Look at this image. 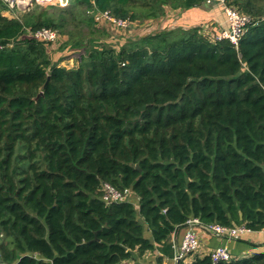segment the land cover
<instances>
[{
	"label": "trees",
	"instance_id": "trees-1",
	"mask_svg": "<svg viewBox=\"0 0 264 264\" xmlns=\"http://www.w3.org/2000/svg\"><path fill=\"white\" fill-rule=\"evenodd\" d=\"M228 1L253 19L237 48L213 39L216 23L208 37L172 19V30L119 46L62 44L60 57L33 33L74 14L92 26L97 11L140 22L210 4L33 0L7 17L0 1V263L172 258L173 234L192 218L264 227V0ZM105 182L131 200L105 202ZM247 244L250 256L216 264H264V242ZM193 255L177 264H213Z\"/></svg>",
	"mask_w": 264,
	"mask_h": 264
},
{
	"label": "built area",
	"instance_id": "built-area-1",
	"mask_svg": "<svg viewBox=\"0 0 264 264\" xmlns=\"http://www.w3.org/2000/svg\"><path fill=\"white\" fill-rule=\"evenodd\" d=\"M7 6L4 15L6 13H10L12 17H15L17 12L25 11L30 6L33 5V0H0ZM40 3L45 0H35ZM205 4L216 5L222 16H223V27L218 29V32L213 36L215 41L227 40L229 41L235 48L238 46V42L243 35L244 31L248 27V25L253 24V19L242 12H240L235 6L230 4L228 0H204ZM60 5H65L61 2ZM95 16V20H103L111 25L117 27V29H124L130 25L129 19H121L114 17L108 10L102 12L93 13V19ZM33 35L36 38H42L47 41L55 42L57 39L56 31L49 28H40L36 30ZM130 195V191L128 189L118 190L113 185L105 182L102 184V199L105 202H123L129 201L128 197ZM196 224L203 228L206 232L219 237L224 240H237L243 234L253 232L251 229L247 228L245 225H239L235 227L223 226L219 223L212 222L208 224L201 223L198 219L192 218L188 219L186 222L187 227L183 231L181 241L179 245L175 248L173 259L176 260H184L189 255H192L197 252L199 246V238L196 231L192 226ZM259 232L264 234V227L259 230ZM211 262L213 264L219 262H228L230 261L231 255L228 248L225 245H220L214 247L210 252ZM140 264V263H136Z\"/></svg>",
	"mask_w": 264,
	"mask_h": 264
},
{
	"label": "rangeland",
	"instance_id": "rangeland-1",
	"mask_svg": "<svg viewBox=\"0 0 264 264\" xmlns=\"http://www.w3.org/2000/svg\"><path fill=\"white\" fill-rule=\"evenodd\" d=\"M64 0H45L43 2H40L38 4L42 6L47 5H57L61 7L60 3ZM68 3V0H65V5ZM33 6V5H32ZM30 6L25 11H28L32 8ZM64 6V5H63ZM102 12V11H97ZM86 13L89 15L90 12ZM85 13V14H86ZM86 14V15H87ZM12 16V15H10ZM79 15L74 14V18L71 22L65 23L62 30H56L58 34V39L55 41L54 44H52V49H55L56 52L54 53V56L60 57L63 56V52L60 49V46L62 44H70L77 49H83L82 47L87 48L89 45V38H94L95 41H102V40H109L113 39V44L116 46H119L120 39L129 40V39H136L139 37H142L144 35L148 34H155L157 32H160L164 29L172 30V13H169L168 15H164L163 17L151 20V21H131L130 25L124 29H117L116 26L111 25L101 19L94 21L96 24H92V26L86 25L84 22H80L76 19H78ZM179 23V22H178ZM171 24V25H170ZM195 26L202 27L199 31L203 33L204 35H207L210 37L212 35L211 28H213L212 24H200L196 23ZM175 27V26H174ZM180 27H183L185 29H188L192 26H189V23H183ZM71 49V48H68ZM77 63L74 62L72 59L62 61L59 65L64 67H74ZM129 200H131L130 195L128 197ZM233 241V240H232Z\"/></svg>",
	"mask_w": 264,
	"mask_h": 264
},
{
	"label": "crops",
	"instance_id": "crops-1",
	"mask_svg": "<svg viewBox=\"0 0 264 264\" xmlns=\"http://www.w3.org/2000/svg\"><path fill=\"white\" fill-rule=\"evenodd\" d=\"M172 13V19L177 20V25H182L183 23H189V26H194L196 23L209 21L212 23H216V26L218 29L223 27V16L219 10V8L216 5H210V6H201L198 8H191L188 10H168V13ZM218 14V16H217ZM220 14V16H219ZM10 13H6L5 16H10ZM218 17L220 19H218ZM218 19V20H217ZM193 227V229L196 231L198 238H199V246L195 255H204L206 253H209L214 247L225 245L231 255L235 258H242L246 256H250L253 250L251 249V246H249L247 243H260L264 242V234L261 232H250L243 234L239 239L244 238L247 243L238 242L236 240H224L219 237H216L208 232H206L203 228L200 226H197L196 224L190 225ZM187 227V225H186ZM185 227V228H186ZM185 228H179L176 229L175 233L172 237V258H169L168 256L164 255L159 250L155 249L154 251H145L142 255L138 252H134L131 258L127 260H123L119 264H177L176 261L173 259L174 257V250L179 245L181 241V237L183 234V231ZM237 239V240H239ZM191 260L189 258L186 259Z\"/></svg>",
	"mask_w": 264,
	"mask_h": 264
},
{
	"label": "water",
	"instance_id": "water-1",
	"mask_svg": "<svg viewBox=\"0 0 264 264\" xmlns=\"http://www.w3.org/2000/svg\"><path fill=\"white\" fill-rule=\"evenodd\" d=\"M239 216L241 217V213H239ZM178 262V260H176V263ZM0 264H4V263H0Z\"/></svg>",
	"mask_w": 264,
	"mask_h": 264
}]
</instances>
